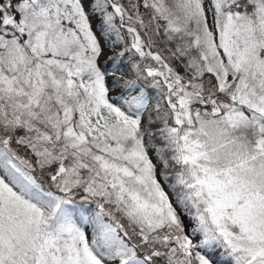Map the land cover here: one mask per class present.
I'll return each instance as SVG.
<instances>
[{"label":"snow or ice","instance_id":"obj_1","mask_svg":"<svg viewBox=\"0 0 264 264\" xmlns=\"http://www.w3.org/2000/svg\"><path fill=\"white\" fill-rule=\"evenodd\" d=\"M0 264H264V0H0Z\"/></svg>","mask_w":264,"mask_h":264}]
</instances>
